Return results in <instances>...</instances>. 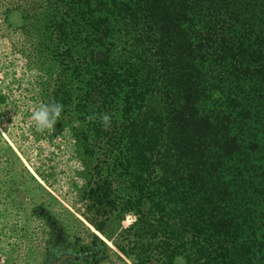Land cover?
Segmentation results:
<instances>
[{
    "label": "trees",
    "instance_id": "trees-1",
    "mask_svg": "<svg viewBox=\"0 0 264 264\" xmlns=\"http://www.w3.org/2000/svg\"><path fill=\"white\" fill-rule=\"evenodd\" d=\"M43 2L94 231L43 264H264V0Z\"/></svg>",
    "mask_w": 264,
    "mask_h": 264
},
{
    "label": "rangeland",
    "instance_id": "rangeland-1",
    "mask_svg": "<svg viewBox=\"0 0 264 264\" xmlns=\"http://www.w3.org/2000/svg\"><path fill=\"white\" fill-rule=\"evenodd\" d=\"M45 5L0 0V264H43L56 235L85 246L89 237L82 226L94 232L81 217L79 193L87 170L73 125L40 131L32 120L51 68ZM120 257L110 253L101 264H130Z\"/></svg>",
    "mask_w": 264,
    "mask_h": 264
},
{
    "label": "clouds",
    "instance_id": "clouds-1",
    "mask_svg": "<svg viewBox=\"0 0 264 264\" xmlns=\"http://www.w3.org/2000/svg\"><path fill=\"white\" fill-rule=\"evenodd\" d=\"M63 106L59 103L42 104L40 108L32 113V120L38 130L43 131L51 128L57 120L61 117ZM103 124L105 127L111 123V117L109 115L103 116Z\"/></svg>",
    "mask_w": 264,
    "mask_h": 264
},
{
    "label": "water",
    "instance_id": "water-1",
    "mask_svg": "<svg viewBox=\"0 0 264 264\" xmlns=\"http://www.w3.org/2000/svg\"><path fill=\"white\" fill-rule=\"evenodd\" d=\"M97 236H99L98 234H96ZM100 237V236H99Z\"/></svg>",
    "mask_w": 264,
    "mask_h": 264
}]
</instances>
